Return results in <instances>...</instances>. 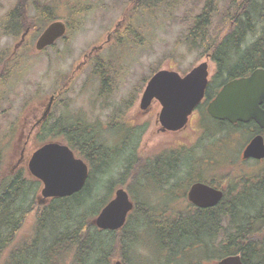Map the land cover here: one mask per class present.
Instances as JSON below:
<instances>
[{"label": "rangeland", "instance_id": "1", "mask_svg": "<svg viewBox=\"0 0 264 264\" xmlns=\"http://www.w3.org/2000/svg\"><path fill=\"white\" fill-rule=\"evenodd\" d=\"M16 1L0 0L2 55H10L16 43L15 40L2 36L7 25V15ZM40 1H48L55 6L52 16L68 23V29L65 37L51 48L35 53L34 44L47 26V23L38 21L40 32H33L32 40L24 43L27 48H22L17 53L14 73L3 84L0 105V165L4 172L7 173L17 164L19 166L17 170L23 169L27 172L25 168L28 157L41 145L38 144V140L35 141V138L33 141H28L27 137L34 124L42 118L50 96H55L67 80L65 90L63 88V93L51 111L48 126L50 132L54 126L65 128L79 122L91 131L96 126L99 141L106 146L119 147L115 152L117 155L113 161V169L108 176L93 179V186L96 184L95 181H98V190L90 192L92 200L86 203L81 212L86 210L88 214H92L106 202V187L110 182L113 184L112 191L117 188L114 187L118 179L117 173L130 156L131 147L134 148L135 154L138 155L140 152L151 157L159 152L177 149L178 160L182 157L189 158L193 152L195 164H199L197 160L202 156L205 159L209 156L212 167L208 169V175L213 180L217 176L223 177L228 174L233 178L241 177L244 185L249 183L247 188L253 186L264 189V161L262 163L240 160L241 152L250 140L248 136L246 141L245 133L235 132L236 134L229 135L226 132L229 129L225 126L224 129L213 132L212 137L208 136L204 141H196L197 138H202L219 126L208 115L206 116L205 103L197 111L203 113L201 122L200 118L197 120L192 118V114L186 127L174 134H161L156 131L155 127L159 128L156 124L160 111L159 104L154 103L145 113L139 109L141 94L153 73L167 70L184 76L193 67L207 60L203 53L204 44L203 47L198 43L194 45L187 37L195 16L200 13L206 0H164L155 7L139 13L134 12L132 0H75L73 4L76 6L73 11L67 9L68 4H72L70 0ZM233 1L215 0L216 11L207 29L209 40L222 37L226 32L228 27L226 16L236 10ZM124 15L125 21L122 22ZM119 23L121 24L118 30V34H121L119 38L127 35L125 30L128 28L131 29L132 34L129 35L130 37L127 35V40L121 39L120 43L116 40H109L107 43L108 34L114 31ZM130 25L133 27L131 28ZM12 31L15 30H10ZM95 47L100 49L93 52V58L88 63L80 66L84 55ZM99 58L103 59L114 72L115 79L108 80L111 83L108 94L102 92V82L94 75L95 64ZM207 62L209 83H211L216 74V67L212 61L207 60ZM220 82V79L216 81V83ZM107 85L109 83H106V87ZM126 106L128 108L121 118L117 115L114 117L116 112ZM121 123H126L131 130L137 131V128L141 127V130L145 131L137 142H129L125 151H122L125 134L121 131L124 129ZM10 132L12 135L7 137L6 134ZM217 143H220L219 146ZM203 144L206 148L202 152ZM211 156L216 157L217 161L214 162ZM25 162L26 165H23ZM256 179L257 182L253 181ZM33 192L35 197H39L40 187L37 190L33 187ZM153 193L150 200L146 196L143 197L144 201L148 200L150 206H154L159 197L156 192ZM161 204L162 202L156 206L159 207ZM181 204L182 202H177V205ZM155 209L152 214L158 216L161 208ZM182 222L187 223V218H183ZM256 228L264 229V225ZM222 238L226 245L225 234L220 237ZM217 245V240L211 242L208 263L204 261L193 264H213L217 261L215 259L217 253L214 252L220 249ZM139 253L146 254L145 251ZM196 253L191 250L186 254L179 252L182 256H178L173 264L183 262V264H191L189 261Z\"/></svg>", "mask_w": 264, "mask_h": 264}, {"label": "flooded vegetation", "instance_id": "2", "mask_svg": "<svg viewBox=\"0 0 264 264\" xmlns=\"http://www.w3.org/2000/svg\"><path fill=\"white\" fill-rule=\"evenodd\" d=\"M15 3L7 15V24L12 17L10 13L15 11L19 13L21 11V16L17 14L20 19H24V26L20 27L21 31H15L14 33L12 31L10 35H5L6 33L2 34L3 37L15 40V45L21 44L23 46L27 40H32L31 35L33 36L32 33L34 32L33 21L35 23L42 21L43 23H47V25L54 21H60L52 16L55 6L48 1L17 0ZM124 21L125 17L122 19V22ZM65 25L68 29V23H65ZM120 26V23L117 24L116 29L111 34H108L109 40H116L114 34L118 32ZM21 46L19 48H22ZM1 96L0 61V105L2 102ZM212 98L209 99L207 104ZM206 100L205 94L203 101ZM203 101L195 109L192 117L196 120L200 118V122L203 113L197 111L203 104ZM261 108L264 110V101ZM51 111L46 114L45 110L40 121L34 124L29 137H27L28 141H33V138L38 140L39 137H46L48 139L46 143H49L53 138L59 140L65 138V135L50 132V127L48 126ZM137 129V131L130 134H132V137L140 139L145 131L141 130V127ZM155 129L161 134L166 133L161 130L160 126L159 128L156 126ZM126 130L128 134L129 126ZM11 135L12 132L6 134L7 137ZM93 135V140H97V134ZM74 136L77 135L74 134L72 137ZM205 148L206 146L203 144L202 152ZM176 150L169 149L166 152L170 155L165 157V161L170 159V165L160 166L145 163L146 159L150 161L156 156H161V152L154 154L152 157L139 152L138 155L141 156L142 164L131 165L127 169L125 166H120L119 172L125 174L127 170V173L123 175L124 188L133 202L134 208L127 215L123 226L118 230L98 229L94 224V219L98 216L99 212L92 214L79 213L76 218L77 224L75 229L67 230L59 227L58 229H51L50 226L46 225L47 218H49V213H46V211L50 209L51 204L57 201L68 200L71 197L43 198L40 196V192L39 197H35L33 195V182H37L40 185V190L41 184L28 173L27 167L25 168L27 172L23 169L17 170L16 168L19 167L17 164L6 173L1 169L0 165V194L2 195L5 192L4 190H7V196H5L0 207V264H173V261L178 256H182L179 254L181 250L178 251V245L163 240L160 234L162 226L168 223L173 225L177 222H182V219L185 217L187 218V222L195 220L206 210L208 211L222 205L226 195L232 200L233 197L240 193L237 189L230 187V185L221 184L219 181L221 177L217 176L213 180L208 175V169L212 167L209 156L206 159L202 156L197 160L199 164H195L193 152H191L189 158L182 157L178 160ZM110 152L112 157L109 161V169L112 171L114 164L112 161L115 159L113 156L117 154L112 151ZM215 152L219 153L217 150ZM32 154L28 157V162L26 161L27 166L32 158ZM74 155L78 156L75 152ZM211 158L213 161L217 160L216 157ZM240 160L246 162L242 158ZM262 161L264 159L258 162ZM20 162L22 161L20 160ZM26 162L23 165H26ZM95 165L98 173L101 166L98 159ZM129 173L131 175H128ZM17 175L20 176L18 183L20 185L19 190L17 189L18 187L12 185V181ZM97 177H105V175H96ZM257 180L254 181L257 182ZM97 183L98 181H96L94 188L95 192L98 190ZM195 184L207 185L216 191H220L222 193L221 201L216 206L210 208H202L190 202L188 192ZM180 189L182 190L181 192L175 191ZM153 192H156L159 197L155 205L150 206L147 201L154 195ZM144 196L148 198L147 201L143 200ZM178 201L182 202V204L177 205ZM160 202H162V206H159L161 211L158 216H153L152 213L156 210L155 208H159L156 205ZM219 216H217L216 229L213 233L214 235H212L215 236L213 240H210L209 231L202 232L199 230L197 236L190 239L188 241L189 244L184 245L185 247L187 245L190 247L183 251L185 254L190 253V250L197 252L190 259L189 262L191 264L194 262H209L208 252L211 242L217 240L219 243L220 237L226 231L225 217ZM69 233H75V239L70 238ZM182 244L183 242L180 243V245ZM171 245L176 248L172 247L171 250ZM140 251H145L146 254L141 255Z\"/></svg>", "mask_w": 264, "mask_h": 264}, {"label": "trees", "instance_id": "3", "mask_svg": "<svg viewBox=\"0 0 264 264\" xmlns=\"http://www.w3.org/2000/svg\"><path fill=\"white\" fill-rule=\"evenodd\" d=\"M163 1L164 0H132L131 2L134 4V12L139 13V11L142 10L144 12L149 10ZM70 2L72 4H68L67 9L73 11L76 6V4H73L75 0H70ZM233 4L235 5L236 10L227 14L226 18L228 27L222 37L220 36L216 39L209 40L207 35V29L209 28L212 17L216 11L215 0H206L200 13L195 16L193 25L187 36L188 40H192L194 45L198 43L203 47L204 44V55H208L216 67V74L206 92V102L212 97L214 91L228 81L245 77L256 69H264V0H234ZM17 13L18 12L16 11L10 13L12 17L5 27V35H10V30L12 29L19 31L21 29L20 27L24 26V19L18 17V14L21 16V11H19L18 14ZM74 13L76 14V12ZM33 27L35 31H39L40 27H38L37 24L35 25L34 21ZM130 27L132 28L133 26L130 25ZM125 34L130 37L129 35L132 34L131 29H126ZM127 35L121 38L125 39L127 38ZM114 36L116 37V42L120 43L121 39H119V37L121 34H118L117 32ZM128 41H130V38H128ZM23 48L25 49L27 47L23 46ZM12 52L13 51H11L10 55ZM10 55L1 54L2 87L5 81L14 73L16 57L13 58L10 57ZM94 75L102 82V92L108 94V88L111 84L108 80H114L115 78L114 72L111 71L110 66L103 59H97L94 68ZM218 79L221 80L220 83H216ZM106 83H109L107 87ZM217 124H219V126L216 130L210 131L202 138H199L198 141H203L205 138H208V136L212 137L213 132H216L221 128L224 129L225 126L229 129V131L226 130L229 135L236 134L237 132L245 133L246 141L247 138H251L254 134H261L264 137V132H261L253 122L245 125H229L227 123ZM94 129L95 128L91 131L79 122H75L65 128L63 126H54L52 128V132L65 135L62 142L73 152L77 153L81 160L87 163L89 168V178L86 186L80 193L73 195L68 200L57 201L50 205V209L46 211V213H49L46 225L50 226L51 229H58V227L67 230L75 229L77 215L79 213L88 214V211L85 210V212H81V209L86 206V203L89 202V200H92V193L90 192H93L95 188L92 184L94 177L96 175L108 176V173L111 170L109 169V161L112 157L110 151L115 153L118 149L106 146L98 139L93 140ZM131 132H133V130H129V136L127 134L122 140H125L122 143V149L124 148L122 151L126 150L128 137L131 141ZM74 134L77 136L72 137ZM45 139L46 137H40L39 141L43 142ZM131 148L130 156L125 160L123 165L126 169L131 165L143 163L141 161V156L135 154L134 148ZM168 155L170 154L163 152L161 156H156L153 160L147 161L148 159H146L145 163L157 164L160 166L170 165V159L165 161V157ZM97 159L101 163L98 173L95 165ZM125 174L122 172L117 173L118 179L115 182L114 187H124L123 175ZM128 175H131V173ZM19 181L20 176L18 175L14 177L12 181V185L18 187V190L20 189V185H18ZM219 181L223 185H230V187L237 189L240 193L233 197L232 200L226 195L222 204L223 206L219 205L214 209L206 210L195 220L188 221L187 223L177 222L173 225L168 223L167 225L162 226V228L160 227L161 237L164 241H169L172 244L178 245V251L181 250V252H183L190 248L189 245H187V247L184 245L189 244L188 241L195 238L199 230L202 232L209 231L210 240H213L215 236L212 235H214L213 233L216 229L217 216L220 215L225 217L227 222V229L225 231L227 244L222 245L225 244L224 238H222L217 245L220 249L214 251L217 253V258L215 259L218 261L229 256H240L243 264H264V229L256 228L259 225H264V189L253 187L247 188V185H244L241 177L233 178L228 174L221 177ZM241 181L243 183H241ZM33 185L34 190L39 186L37 182H33ZM112 185L113 184L110 182L106 187L107 199L113 192ZM4 191L5 192H3L2 195L0 194V207L2 206V201L5 196H7V190ZM104 204L105 202L101 206ZM99 208L100 207H98V209ZM68 235L73 239L76 237L75 233H69ZM182 242L183 244L180 245ZM172 247L176 248L171 245V250ZM20 259L22 260V258Z\"/></svg>", "mask_w": 264, "mask_h": 264}, {"label": "water", "instance_id": "4", "mask_svg": "<svg viewBox=\"0 0 264 264\" xmlns=\"http://www.w3.org/2000/svg\"><path fill=\"white\" fill-rule=\"evenodd\" d=\"M62 22L51 23L37 39L34 49L37 52L52 46L64 36ZM100 48H93L84 59ZM84 63H81L83 65ZM208 64L203 62L194 67L184 77L176 72L161 70L147 82L139 107L147 111L153 101L160 105L158 123L166 132L183 130L188 118L205 96L208 85ZM53 98H50L52 101ZM264 70H254L248 77L235 79L225 84L206 108L207 114L219 122L229 124L253 122L264 131ZM242 159L260 161L264 159V140L254 136L242 151ZM30 174L42 183L43 198H66L79 193L88 178V168L76 159L66 146L47 144L37 150L28 164ZM222 193L206 185L195 184L188 192L190 202L202 208L216 206ZM133 209V205L123 189L115 191L110 202L94 220L97 228L118 230ZM215 264H243L240 256H229Z\"/></svg>", "mask_w": 264, "mask_h": 264}]
</instances>
